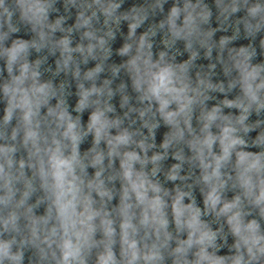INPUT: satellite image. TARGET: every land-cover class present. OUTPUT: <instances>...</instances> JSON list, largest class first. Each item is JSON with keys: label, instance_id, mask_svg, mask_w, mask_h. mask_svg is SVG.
<instances>
[{"label": "clouds", "instance_id": "clouds-1", "mask_svg": "<svg viewBox=\"0 0 264 264\" xmlns=\"http://www.w3.org/2000/svg\"><path fill=\"white\" fill-rule=\"evenodd\" d=\"M0 264H264V0H0Z\"/></svg>", "mask_w": 264, "mask_h": 264}]
</instances>
